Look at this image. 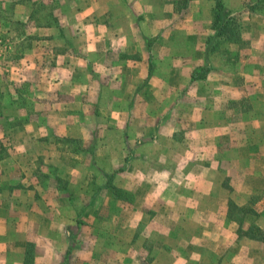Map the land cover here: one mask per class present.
I'll return each instance as SVG.
<instances>
[{
    "label": "crops",
    "instance_id": "1",
    "mask_svg": "<svg viewBox=\"0 0 264 264\" xmlns=\"http://www.w3.org/2000/svg\"><path fill=\"white\" fill-rule=\"evenodd\" d=\"M195 1L192 0V4ZM209 1V17H207L213 20L205 45L202 37L198 42L199 28L195 25L149 26L142 20L141 22L146 23L147 26L139 25L137 21L140 15L134 13L132 0H84L77 15L83 27L76 32H82L83 35L86 33V39L82 45L76 44L72 50L57 54V57L62 55L65 59L56 69L62 72L61 74H68L67 77L56 76L53 82L51 80L48 82L47 78L44 80L46 84L51 83L50 90L53 93L46 103L52 104L56 117L67 115L60 121L50 123L56 138L53 137L52 141L50 138L42 141L37 138V133L44 130L43 126L28 123L25 126L26 132L28 131L26 137L22 140L18 139L14 144L15 152L11 156L4 155L0 158V176L4 174L8 179V191L12 196V203L0 201V264H28L26 249L28 243L36 240L31 238L34 233L52 237V240L48 239L50 245L44 241V245L51 252L46 264H54L57 253L53 252L56 250L60 251L62 258L68 261L72 259V264H138L137 261L140 262L142 259L139 240L133 235L127 239V259H124V253L118 250L115 234H108L107 237H100L98 240L95 237L87 240V237L78 242L72 252H68L70 233L67 227L74 220L60 216L63 212L57 217L52 214L54 209L96 210L101 207V202L115 204L116 200L112 192L121 189V185L115 182H112L109 188H101L102 178L98 174L96 180L99 185L90 203V199L85 201L74 197L70 192L65 193L59 187V179L67 178L65 177L67 172L81 178L86 176L83 177L79 173L77 175V171L66 169L68 164L61 155L60 141L57 142L55 139L64 136L82 139L86 137L82 129L88 128L91 129V139L97 140L98 145H101L115 138L112 131L119 128L115 120L102 123L94 116L88 127L75 117L68 119L69 115L77 113L75 105L79 103L85 108H92L94 114L129 115L135 110H140L144 114V119L153 125L152 130L145 129V134L150 131L148 137L150 136L151 140L148 138L138 143L144 146H156L158 149L150 150L156 153L150 154L156 161H160L167 152L171 151V158L163 163L171 172L169 176L183 180L173 194L178 204L188 206V210L196 211L195 213L202 218L190 219L189 221L194 225L211 224L210 216L207 218L206 211L215 206L212 202L216 198L212 196L223 192V182L229 172L239 171L241 174V190H238V193L249 196L264 193V158L259 153L260 151L264 153V71L260 69L264 62V19H262L264 16L257 11L245 9V0H224L230 10L240 13L239 15L246 14L248 18L252 17L255 24L250 32L251 42L247 38L245 44L233 43L230 47L232 50L233 46H236L238 52V57L231 63L237 66L240 64L241 67L237 69L238 77H234L233 80V77L226 75L222 81L209 80L208 74L212 65L210 55L216 52H209L206 56V46L208 38L214 34L216 0ZM136 8L140 10L141 5H137ZM154 10L156 11L157 8L152 5L149 11ZM187 11L189 15L194 12L191 4ZM156 12L158 16V11ZM166 30H170L172 35L167 34ZM43 31L51 36L55 34V29L51 26L45 27ZM205 63H209L210 69L204 66ZM198 66H201L202 70L207 69L205 77H193V74L198 72L196 70ZM78 70L85 75L83 80L73 76L74 71ZM198 85L201 91L193 89ZM62 92L69 94V99L63 100ZM47 95L46 91L40 97L45 101ZM182 112L186 114L185 122L180 120ZM129 119L119 126H124L126 129L129 127L130 131L134 132L135 128ZM174 119L177 121V127L174 126L176 125ZM171 120L175 129L168 132L171 134L167 145L171 146L169 150L165 147L164 137L157 139L155 136L171 125ZM182 127L188 129V136L186 135L184 139L174 138L173 135L177 136L176 133ZM165 135L167 133L163 136ZM125 144H127V135ZM109 145L112 144L109 142ZM125 157L124 170L120 171L131 177L132 168L126 167L127 162L132 161V157L130 154ZM38 160L48 162L45 167H52L54 173L39 170ZM180 168H184L186 173L179 171ZM156 176H160L158 172ZM41 177L48 179L46 181L48 185L39 184L38 178ZM154 187L151 184L142 187L145 199H150ZM155 189L158 191L159 187L156 186ZM27 193L34 196L39 194L44 203L47 202L50 216L36 219L34 204L39 200L25 202L20 199L22 194ZM103 193L107 195L106 198L102 197ZM1 194H5V186H0ZM133 200L134 195L131 203ZM151 202H154L152 206L156 209L160 208L159 198ZM249 204L256 209V203L249 202ZM181 205L178 206L180 209ZM215 207L221 208L218 205ZM156 219L158 225L159 218ZM100 220L94 217L90 222L92 225H97ZM256 225L264 231V207L262 212L259 211ZM234 231L235 228H232L227 242L236 241ZM57 238L60 241L57 242ZM101 241L102 245H100ZM143 241L144 238L142 243ZM235 241L231 244L226 243V246L242 245ZM242 243L246 249L239 247L237 252L242 256H251L248 264H264V241L247 240ZM37 255L34 253L32 264H40L42 258ZM63 261L65 260L60 263L63 264ZM150 264H158V262L155 259Z\"/></svg>",
    "mask_w": 264,
    "mask_h": 264
},
{
    "label": "rangeland",
    "instance_id": "2",
    "mask_svg": "<svg viewBox=\"0 0 264 264\" xmlns=\"http://www.w3.org/2000/svg\"><path fill=\"white\" fill-rule=\"evenodd\" d=\"M182 1L132 0L133 3L131 4H133L134 13H137V16L140 15L137 21L139 25L147 26L146 23L149 26L164 25L166 27L195 25L199 28L198 42L202 37L203 44L206 45V38L211 31L213 20L208 18L210 1L196 0L192 4V0H187L188 5H183ZM82 4H84V0H0V158L4 155L11 156L15 152L14 144L18 139L22 140L26 137L28 131L26 132L25 126L28 123L43 126L44 130L39 131L40 134L37 133V138L42 141L46 138H50V141L53 137L56 138L50 123L60 121L63 116L67 115L56 117L52 104L46 103L53 93L50 90L51 83L46 84L47 82L44 80L47 78L48 82L49 80L53 82L56 76L64 75L67 77L68 74H61L62 72L56 69L65 59L62 55L57 57V54L72 50L76 44L82 45L84 43L86 33L83 35L82 32H76L83 27L77 18ZM139 4L141 9L137 10L136 6ZM190 4L194 11L191 15L187 11ZM152 5L155 9L157 8L158 16L155 10L149 11ZM245 9L257 11L261 16H264V0H245ZM30 15H33V18H30ZM239 16L243 34L245 32L243 41L248 38L251 42L252 34L250 32L254 29L252 26H254L255 20L252 17L248 18L243 13ZM141 20L146 23L141 22ZM48 22L52 23L51 27L55 29V34L52 36L43 31L45 27H49L42 26L43 23ZM169 31L166 30V33L172 35V32ZM222 48L223 46L219 47V51L210 55V64L212 63V65L208 74L210 75L209 80L222 81L226 75L235 80L234 77L239 75L237 69L241 67L240 64L238 66L231 64L238 57L236 46H233L232 49L236 54L232 55L223 53ZM57 59L59 61H56ZM204 66L208 69L209 63H205ZM260 69L264 71V62H262ZM196 70H198L196 73L199 74L204 68L202 70L201 66H198ZM73 76L82 78V80L85 77L80 70L74 71ZM193 89L201 91L199 85ZM46 91L48 95L43 101L40 95ZM63 95V100L69 99V94L64 92ZM155 104L157 105V103ZM75 107L77 113L69 115L68 119L75 117L88 127V124L91 125L94 116L102 123L115 120L119 128L112 131L115 138L103 142L101 145H98L97 140L91 139V129L88 128L82 129L85 138L77 139L64 136L60 137L61 140L55 139L57 142L60 141L61 155L64 162L68 164L66 169L77 171V175L79 173L83 177L86 176L81 178L64 171L66 175L65 173L63 175L67 178L59 179L60 189L85 201L90 199V203H92L94 192L99 185L96 178L100 174L102 178L101 188H109L110 185L112 186V182H115L121 185L123 192L119 195L112 192L116 203L101 202V207L96 210L74 208L63 211L54 209L52 212L54 216L57 217L60 212H63L60 216L74 220L67 227L70 233L68 252H72L77 247L78 242L87 237V240H90L91 237L98 240L100 237H107L108 234H115L118 250H121L124 253L123 258L127 259V239L133 235L136 240H139L138 245L141 246L142 255L140 262H144L143 264H150L155 259L158 264H248L251 256H242L237 252V249L239 247L245 248L246 246H243L244 243L242 242L247 240L264 241V231L256 225L259 211L262 212L264 207V193L251 196L238 193V190H241V174L239 171L229 172L223 182V192L212 196V198H216L212 203L215 206H221V208L216 209L214 206L211 210L206 211L207 218L210 216L211 224L207 226L194 225L189 221L190 219L202 218L195 213L196 211L188 210V206L177 203V198L173 192L183 180L181 178L174 179L172 175L169 176L171 172L163 163L166 159L171 158V151L167 152L160 161H156L153 156L156 153H152L150 150L157 147L144 146L138 143L148 140V138L151 140V137H148L150 131L145 134V129L152 130L153 128V125L144 119V114L140 110H135L129 115L122 113L110 115L94 114L92 108H85L80 103ZM185 116L186 114L182 112L180 120L185 122ZM126 119L133 123L134 132H131L129 127L126 129L124 126H119L123 125ZM174 122L176 125L171 120V125L165 127L155 136L157 139L164 137L165 147L169 150L171 146L167 145L171 134L168 132H172V129L177 127L175 119ZM137 131L139 132L137 133ZM143 132L144 134H142ZM166 133L167 135L163 136ZM187 133L188 129L182 127L176 133L178 135H173V137L184 139L188 136ZM126 135L127 144H125ZM132 137L134 138L131 139ZM109 142L112 144L111 146ZM104 144L106 148H104ZM259 153L264 158V153L261 151ZM129 154L132 161L127 162L126 168L131 166L132 172L130 174L133 175L131 177H128L124 171H120L124 170L127 157L125 155ZM145 154H149V156H145ZM37 162L39 163V170L54 173L52 167H45L48 162L44 160ZM179 171L186 173L184 168H180ZM157 172L159 177L156 176ZM110 175L112 177H109ZM38 180H40V185L48 183L46 182L48 179L43 177L38 178ZM8 184V179L4 174L0 176V186H5V194L0 195V201L12 203ZM148 184L159 187L158 191L155 187L153 188L149 200L145 199L142 193V187ZM133 195L134 200L131 203ZM23 196L25 197L23 198ZM106 196V194H102V197L106 198ZM157 198L160 199V208L163 206L161 209L152 206L154 202L151 201H155ZM20 199L25 202L39 200L37 204H34L36 219L50 216L46 206L47 202L44 203L39 194L35 196L28 193L22 194ZM249 202L256 203V209H253ZM179 205L182 206L181 209L178 207ZM239 205L243 207L240 208ZM227 213L230 218H228ZM94 217L101 219L97 225H92L90 222ZM157 217L159 218L158 225L156 224ZM232 228H235L236 234V241H234L242 244L241 246H226V243L234 242L232 240L227 242L230 239ZM41 235L43 234H32L31 238L36 239L33 240L32 244L35 255L38 254L37 257L42 258L40 264H46L50 259L49 254L51 252L44 245V241L50 245L48 239L52 240V237ZM53 239L55 240V238ZM57 239V242L60 241L59 238ZM100 245H102V241ZM53 253H57L54 264H62L60 263L62 260H65L63 264H72V259L68 261L62 258L59 250ZM46 257L48 259H45ZM134 261L136 262V260ZM140 262L137 261L138 264Z\"/></svg>",
    "mask_w": 264,
    "mask_h": 264
},
{
    "label": "trees",
    "instance_id": "3",
    "mask_svg": "<svg viewBox=\"0 0 264 264\" xmlns=\"http://www.w3.org/2000/svg\"><path fill=\"white\" fill-rule=\"evenodd\" d=\"M183 5H188L187 0L182 1ZM238 12H234L230 10L224 3V0H216V6L214 10V22H213V29L214 34L208 38L207 41V55L209 52H217L219 51V47H222V51L225 54H236L232 52L230 49L231 44L233 43H241L245 44L243 41V33H242V25L239 22ZM35 15V13H33ZM33 15L30 18H33ZM42 26H52V23H43ZM207 74V69H204L199 74H193V77H205ZM116 194H122L121 189H116ZM242 224L241 221H239ZM26 262L28 264H32L34 262V245L30 242L27 245L26 249Z\"/></svg>",
    "mask_w": 264,
    "mask_h": 264
}]
</instances>
